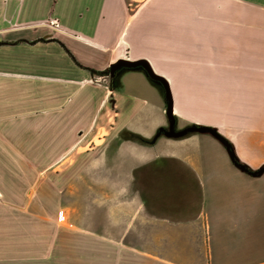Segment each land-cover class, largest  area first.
<instances>
[{
	"label": "crops",
	"instance_id": "0c3cea01",
	"mask_svg": "<svg viewBox=\"0 0 264 264\" xmlns=\"http://www.w3.org/2000/svg\"><path fill=\"white\" fill-rule=\"evenodd\" d=\"M0 137V264H264V0H0Z\"/></svg>",
	"mask_w": 264,
	"mask_h": 264
},
{
	"label": "water",
	"instance_id": "95a60500",
	"mask_svg": "<svg viewBox=\"0 0 264 264\" xmlns=\"http://www.w3.org/2000/svg\"><path fill=\"white\" fill-rule=\"evenodd\" d=\"M122 67H128V68L141 67L146 72L147 76L150 79L157 81L163 86L165 92L166 114L169 119V127L168 129L161 128L160 131H163L168 136H181L193 131L209 132L214 136H216L225 145L227 152L230 156V159L241 169L248 171L246 165L241 163L237 159L229 140L226 139L222 134H220L219 131L214 126L201 124V123H192L191 125L183 127L181 129H176L175 127L176 116L174 113L173 96L169 85V80L164 75L156 72L148 59L146 58L132 59L127 56L120 57L115 62L109 65V69H108L109 75L113 77L116 71ZM262 171H264V166L249 172L252 174H258Z\"/></svg>",
	"mask_w": 264,
	"mask_h": 264
},
{
	"label": "rangeland",
	"instance_id": "374dc122",
	"mask_svg": "<svg viewBox=\"0 0 264 264\" xmlns=\"http://www.w3.org/2000/svg\"><path fill=\"white\" fill-rule=\"evenodd\" d=\"M98 81H100V80H98ZM188 123H191V122H184L185 125L188 124ZM5 138L6 137H0V145L2 143H6L5 142ZM255 140H257V138H255ZM257 144L260 145L261 142L259 141ZM28 158H32L33 159V158H36V157H33V156L29 157L28 154L25 155V154H23L21 152H15V151H11V150L8 151V150H6V148L0 146V174L2 172L10 171L11 174L13 175L12 176L14 178L13 180H15L16 182H20V183H22L24 180L28 181L31 178L32 183L30 185H32V191L33 190H35V191L37 190V192H38V187H39V182H40L39 181L40 179H39L38 175H39V172H40L41 169L32 168V171H31L30 175H24L25 172L26 173L28 172L27 168H17V167L16 168H8V167L6 168V167L2 166L3 165L2 163L5 164V163H9V161H14V160H17V159L18 160H20V159H28ZM261 167H259V168H261ZM4 180H5V178H1V176H0V181L4 182ZM28 185L29 184H26V186H28ZM51 202L53 203L54 201H48V203H49L48 205H51L50 204ZM15 203H16L17 206H21L19 201L15 202ZM32 207H34V208L40 207V201L39 200H32Z\"/></svg>",
	"mask_w": 264,
	"mask_h": 264
},
{
	"label": "trees",
	"instance_id": "16d2710c",
	"mask_svg": "<svg viewBox=\"0 0 264 264\" xmlns=\"http://www.w3.org/2000/svg\"><path fill=\"white\" fill-rule=\"evenodd\" d=\"M62 46H64L63 44H62ZM65 48V47H64ZM65 50L67 51V53L71 56V58L73 59V61H75L76 63H77V61L75 60V58H74V56L71 54V52L68 50V49H66L65 48ZM136 68H141V67H136ZM108 69L109 68H107V69H104V70H96V69H93V68H90L89 70H90V72L92 73V74H94V75H107L108 74ZM154 81V80H153ZM155 82H157V81H155ZM158 83V82H157ZM160 84V83H159Z\"/></svg>",
	"mask_w": 264,
	"mask_h": 264
},
{
	"label": "flooded vegetation",
	"instance_id": "af4514ba",
	"mask_svg": "<svg viewBox=\"0 0 264 264\" xmlns=\"http://www.w3.org/2000/svg\"><path fill=\"white\" fill-rule=\"evenodd\" d=\"M123 68V67H122ZM121 69V68H120ZM118 71V70H117ZM98 76H109V72H108V74L107 75H98ZM192 123H188V124H186L184 127H186V126H188V125H191Z\"/></svg>",
	"mask_w": 264,
	"mask_h": 264
},
{
	"label": "built area",
	"instance_id": "2783aa9c",
	"mask_svg": "<svg viewBox=\"0 0 264 264\" xmlns=\"http://www.w3.org/2000/svg\"><path fill=\"white\" fill-rule=\"evenodd\" d=\"M54 25H55V26H57V24H56V23H55Z\"/></svg>",
	"mask_w": 264,
	"mask_h": 264
}]
</instances>
